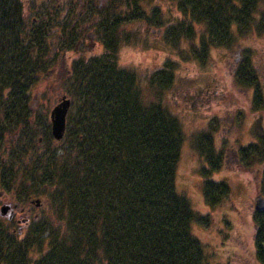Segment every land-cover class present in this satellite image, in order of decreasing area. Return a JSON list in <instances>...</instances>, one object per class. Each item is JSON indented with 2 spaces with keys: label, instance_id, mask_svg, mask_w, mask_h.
<instances>
[{
  "label": "trees",
  "instance_id": "1",
  "mask_svg": "<svg viewBox=\"0 0 264 264\" xmlns=\"http://www.w3.org/2000/svg\"><path fill=\"white\" fill-rule=\"evenodd\" d=\"M146 1L77 0L62 8L44 3L28 21L22 0H0V152L6 134L18 133L10 139L8 165L0 162L1 182L19 196L46 191L43 202L50 206L21 229L0 216V264H202L203 247L191 229L201 214L175 185L182 131L166 103L171 65L165 62L142 87L138 72L120 65L115 51L125 21L139 17L207 58L210 42L253 15L258 0H172L183 19L167 24L160 6L149 12ZM194 22L202 25L199 31ZM52 30L58 31L55 42ZM84 37L91 40L86 50L96 38L104 52H82L65 66L63 53L82 46ZM61 62V81L73 102L59 153L47 118L34 123L30 96L38 76ZM36 127L43 134L40 148ZM256 131L264 163V130ZM250 146H243L244 155ZM258 181L264 195V166ZM228 192L223 181L204 179L206 204ZM252 219L254 255L264 264V208H253Z\"/></svg>",
  "mask_w": 264,
  "mask_h": 264
},
{
  "label": "rangeland",
  "instance_id": "2",
  "mask_svg": "<svg viewBox=\"0 0 264 264\" xmlns=\"http://www.w3.org/2000/svg\"><path fill=\"white\" fill-rule=\"evenodd\" d=\"M72 1L76 3L77 0H22L28 21L44 3L46 8L56 3L62 8ZM153 4L160 6L165 24L183 19V13L175 1L143 2L149 12H152ZM252 13L251 16L240 17L229 35L211 41L208 57L204 59L193 52L188 41L175 42V36L166 35L163 26L158 27L155 21L147 22L139 17L125 21L122 41L115 51L120 65L138 72L142 87L146 86L145 78L158 72L165 62L171 65L174 80L166 90V103L179 120L182 131L175 185L178 192L186 196L192 207L201 214L199 219L192 222L191 229L203 247L202 264H261L254 255L252 210L256 197L260 195L258 180L264 166L261 144L257 138L260 131H255L258 126L262 129L264 107L258 111L261 114L257 113V120H253L251 89L231 72L236 57L239 63H252L253 66L250 65L251 69L248 70L256 75V82L251 84L258 94L263 95L264 103V0H258ZM200 26L194 22V28L198 31ZM90 28L88 23L87 30L91 31ZM57 32L52 30L53 42ZM195 40L198 41L197 36ZM90 41L84 37L82 46L67 49L62 60L66 62L65 66H69L82 52H104L96 38L95 43L90 45L91 49L86 50ZM62 62L41 73L35 80L30 96L33 120L43 119V116L48 120L49 110L61 94L66 93L72 100L67 84L61 81V71L64 70ZM70 113L69 108L66 119ZM229 113L233 115V128L226 130L225 125H229L230 120H226L225 115ZM38 128L34 136L36 139L43 135ZM12 137L11 132L7 133V142ZM62 138L52 144L59 146V153L63 152L65 146ZM204 144H209L211 148L207 149ZM250 144H253L250 146L251 153L244 155L243 146ZM232 150L236 151L237 160L232 158ZM0 155L5 156L2 152ZM206 177L223 181L229 190L227 197L212 207L205 203L202 194ZM24 186L26 183L20 184L18 188L23 191ZM38 196L42 204H30L29 212H20L16 207L3 214L2 218H7L6 221L15 229H21L25 225L24 218L29 219L36 213L46 214L50 206L43 200H46L48 192L43 191V194L33 197ZM14 201L10 196L0 195V205ZM18 234L20 236L22 233Z\"/></svg>",
  "mask_w": 264,
  "mask_h": 264
},
{
  "label": "flooded vegetation",
  "instance_id": "3",
  "mask_svg": "<svg viewBox=\"0 0 264 264\" xmlns=\"http://www.w3.org/2000/svg\"><path fill=\"white\" fill-rule=\"evenodd\" d=\"M237 64H240V65L237 66ZM250 65L253 66L252 63L250 64L249 61H248V63H245V64L244 63H239L238 62V58L236 57L235 60H234L233 65H232L231 72L238 76V80L241 83L248 84V88L251 89L250 90V96H251V99L253 100V102H251V108H252V112L251 113H252V116H253V120H257V113H259L260 112L259 110H261V108L264 107V103H262L263 95L258 94L256 92L255 86H253L251 84V83H255L256 82V75L251 73L250 70H248V69H251ZM247 75H249L251 77V81H248V82L242 81V78L244 76H247ZM206 91L207 90H205V92ZM256 98H257V100H255ZM257 103L260 104V106H261L260 109H258V107L256 106ZM260 114L261 113H259L258 115H260ZM225 117H226V120H230V123H229V125H225L224 129L230 130V129L233 128V115L229 113V114H226ZM48 121H49V117H48ZM263 124H264V122L261 123L262 129H263ZM252 128H251V130H252ZM17 134H18L17 130H15L14 131V135H13V137L11 139L15 140L16 137H17ZM37 141L38 142L41 141V138L39 137ZM38 147L40 148L41 144H39ZM11 148H12V145L10 144V140H9V142H7V139H6L5 144H4V149H5L4 150L5 151L4 155L5 156L0 155V162H2V163L6 162L7 154L10 151ZM232 155H233L232 158L234 160H237V158H236L237 154H236L235 150H232ZM228 160L229 159H227L225 161H228ZM0 195H4V196H8V197L10 196L11 199L15 200L13 203L10 202L11 204L10 203H2L1 204V205H3V204L7 205V209H6L5 213H7L8 211L13 210L16 207L19 209L20 212H29L31 210L30 204L33 203L34 205H37V206L42 204L41 198L39 196L38 197H33L34 195H28L27 197H24V194L19 196L18 194L16 195L12 191L5 190V188L2 186L1 177H0ZM34 215H37V213L33 214V216ZM23 220L26 223L27 220H29V219L24 218Z\"/></svg>",
  "mask_w": 264,
  "mask_h": 264
},
{
  "label": "water",
  "instance_id": "4",
  "mask_svg": "<svg viewBox=\"0 0 264 264\" xmlns=\"http://www.w3.org/2000/svg\"><path fill=\"white\" fill-rule=\"evenodd\" d=\"M70 104V99L62 94L58 101L51 107L49 111L50 118V131L55 139H60L65 131L66 125V112ZM264 127V126H263ZM254 207L257 209L264 208V197L258 195L254 202ZM7 205L3 204L0 206V213L6 212Z\"/></svg>",
  "mask_w": 264,
  "mask_h": 264
}]
</instances>
